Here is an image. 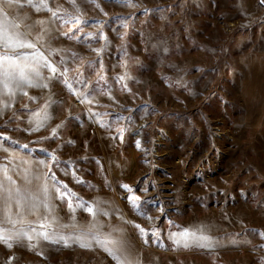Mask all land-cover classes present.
<instances>
[{
    "label": "rangeland",
    "instance_id": "obj_1",
    "mask_svg": "<svg viewBox=\"0 0 264 264\" xmlns=\"http://www.w3.org/2000/svg\"><path fill=\"white\" fill-rule=\"evenodd\" d=\"M97 3L49 0L58 19L26 3L12 10L59 72L50 79L43 68L41 96L0 117V134L11 138L3 146L46 161V179L66 184L74 200L111 193L142 247L141 264H264V128L246 124L240 97L241 55L264 49V2L250 10L237 0ZM45 112L51 118L32 131ZM51 188L57 209L70 212ZM133 195L151 220L134 210ZM198 226L212 247L169 239ZM11 243H0V264H114L93 249Z\"/></svg>",
    "mask_w": 264,
    "mask_h": 264
},
{
    "label": "snow or ice",
    "instance_id": "obj_2",
    "mask_svg": "<svg viewBox=\"0 0 264 264\" xmlns=\"http://www.w3.org/2000/svg\"><path fill=\"white\" fill-rule=\"evenodd\" d=\"M73 4L76 0H71ZM87 3L95 4L97 8H100V4L97 0H86ZM264 2V0H262ZM26 3L33 7L35 11H47L51 13L53 19H58V11L53 10L49 6V0H0V115H3L5 109H11L12 103L9 100L14 101L17 93L20 92L24 96H28V92L25 88H47L48 85L41 83V72L40 68H46L52 73L50 79H54L59 72V69L53 61L49 59L40 49L37 47V43H34L29 39L30 33L21 31L22 23L17 22L15 19H9L12 16L13 9L19 7L23 8V4ZM117 4L130 5L132 0H115ZM103 11V9H101ZM105 15H107L105 13ZM86 22V21H84ZM39 25H44V20L36 22ZM125 27L127 25H124ZM78 31L81 29L77 28ZM46 31V30H45ZM62 32L61 35L68 36L69 32ZM93 36L94 34H89ZM79 39V37H73ZM37 39H42L38 36ZM107 40V38L105 37ZM31 50V51H27ZM97 50L98 54L99 51ZM62 76L63 74L60 73ZM69 90H72V84L66 79L63 81ZM4 97H8L9 100H5ZM29 99H35V97H29ZM27 108V105H22ZM13 116L10 117L14 118ZM40 113H34V117H40ZM51 117L45 112L42 119H37L35 127L32 131H39L40 128L45 126V122ZM29 123H33L32 120ZM52 135H56V129L52 130ZM11 138L0 134V150L7 152L4 141H8ZM47 139V137H45ZM13 143H16L13 141ZM139 143V142H137ZM27 148L28 145H23ZM53 163L58 161V157L52 156ZM39 164L45 165L51 171V167L44 160H40ZM11 169L7 164L0 165V243L5 244L11 248L13 245L11 241L18 243L22 241L31 242L33 240L42 239L44 241L52 240L54 233L43 230L37 231L36 228H30L25 230L23 228L19 230H13L15 225L25 223V214H37L42 207L46 215L42 216L41 229H47L52 223H59V217L55 215L54 207L49 203V188L46 184L44 185H32V180L28 178L27 170H25L24 180L25 184L21 185L17 183L11 173ZM55 174L53 173V179ZM80 182V181H78ZM55 189L57 198L67 203V207L70 212L75 213L77 209L87 212L91 216V220L86 226H78L76 224L75 215L72 216L73 223L71 225H62V227L80 228L79 234L76 237V242L81 247L89 248L92 246V242H95L96 246L102 248L107 252L116 264H139L138 260H133L127 252V242L122 237H115L114 232H123V229L113 228L110 232L103 231L105 225L101 222V216H108V210L103 206L101 202L89 203L82 199H73L77 197V194L71 192L68 186L65 184L62 188L52 185ZM128 191H131L130 186L122 185ZM130 203L138 215L146 216V212L142 209L140 197L129 196ZM151 220V217H147ZM123 219V217H121ZM131 223V221H128ZM4 224L13 226V229L3 227ZM143 237L156 236L159 237L158 232H149L140 225H134ZM264 235V233H261ZM171 239L177 246H183L185 248L196 246L202 248L212 247L210 237L203 234V226L195 228H182L180 231L169 234ZM63 241L65 246H68V241L61 236L59 243ZM145 243H148V239H145ZM35 247V245H30Z\"/></svg>",
    "mask_w": 264,
    "mask_h": 264
},
{
    "label": "crops",
    "instance_id": "obj_3",
    "mask_svg": "<svg viewBox=\"0 0 264 264\" xmlns=\"http://www.w3.org/2000/svg\"><path fill=\"white\" fill-rule=\"evenodd\" d=\"M256 1L257 0H237L239 6L243 10H250L254 8ZM9 19L15 18L13 16H9ZM21 31L27 33L23 27L21 28ZM29 39L33 41L30 36ZM241 61L244 65V71L240 82V97L244 106L245 122L251 127L264 128V49L243 53V55H241ZM40 72V82L43 83V67L40 68ZM25 91L28 92V96H24L22 93L18 92L14 98V101L9 100L8 97H4V99L9 100V102L12 103L13 108L17 106L25 97H35V99H37L39 96H41L42 88H25ZM11 109H5L3 115L5 113L7 114ZM3 115H0V117ZM7 149V152L0 150V153L3 154L4 152L6 155L5 161L0 162V165L7 164L9 166V168L12 170L10 174L13 175L18 184H25V170H27L28 178L32 180V185L35 186L46 184L49 188V203L54 207L55 215L59 217V223H52L49 228L41 229L40 225L43 222L42 216L47 214L41 207L37 214L26 213L24 224H17L15 225L14 229L13 226L9 224H4L3 227L13 230H19L21 228L25 230L36 228L37 231L47 230L54 233L52 240L49 242H56L57 240H60L61 236H63L68 241V245H72L77 248H85L81 247L80 244L76 242V237L80 231L79 227H62V225H71L73 223V215L71 212L64 213L63 210L59 211L57 209L53 189L51 188L52 185L49 180L46 179L45 165L39 164V161L42 159L33 158L31 155L20 152L16 149ZM93 202H101L109 212L108 216L100 217L101 222L105 225L103 231L110 232L113 228L123 229V232H114L113 235L115 237H122L127 242V252L130 255V258L133 260H138L139 264H141L142 247L140 243H138L137 240L131 235L129 225L123 215L125 212L117 206V202L115 201L113 195L111 193L93 195L91 203ZM121 217H123V219H121ZM90 220L91 216L88 214L84 218H76L75 222L78 226H86ZM37 240L41 241L42 239ZM59 243L64 244L63 241H60ZM85 249L99 251L106 257L110 258L114 264H116V261L113 260V258L102 248L96 246L95 242H92L91 247Z\"/></svg>",
    "mask_w": 264,
    "mask_h": 264
}]
</instances>
